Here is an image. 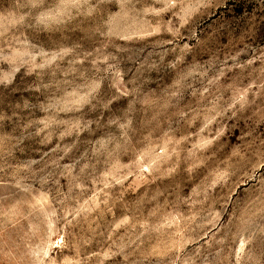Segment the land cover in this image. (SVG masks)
Listing matches in <instances>:
<instances>
[{
	"label": "rangeland",
	"instance_id": "obj_1",
	"mask_svg": "<svg viewBox=\"0 0 264 264\" xmlns=\"http://www.w3.org/2000/svg\"><path fill=\"white\" fill-rule=\"evenodd\" d=\"M0 264H264V0H0Z\"/></svg>",
	"mask_w": 264,
	"mask_h": 264
}]
</instances>
